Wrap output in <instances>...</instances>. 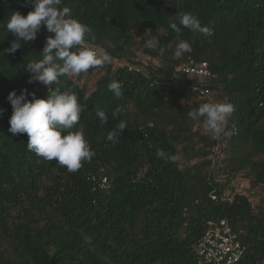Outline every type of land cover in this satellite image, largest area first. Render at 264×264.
<instances>
[{"label": "trees", "instance_id": "obj_1", "mask_svg": "<svg viewBox=\"0 0 264 264\" xmlns=\"http://www.w3.org/2000/svg\"><path fill=\"white\" fill-rule=\"evenodd\" d=\"M62 6L91 27L94 39L86 46L120 64L89 69H103L90 92L73 76L49 87L28 83L27 63L42 59L46 37L54 34L42 26L36 40L6 53L15 40L8 19L34 8L29 0H0V264H198L196 243L210 219L242 230L240 264H264V204L254 207L256 193L232 183L241 174L251 188H264V0H63ZM182 13L196 15L214 35L174 32L169 21L178 23ZM149 39L158 42L155 49L146 46ZM183 40L193 50L173 59ZM137 50L160 63L144 64ZM190 59L207 61L214 78L178 74ZM113 80L122 84L119 98L108 90ZM24 88L36 98L56 89L78 95L86 108L71 131L83 128L95 151L91 162L69 172L29 151L26 133L8 131L7 96ZM203 88L209 93L201 94ZM214 90L235 106L232 134L218 139L203 119L188 117L215 102ZM117 107L124 111L113 119ZM101 110L109 117L103 126ZM120 120L127 128L113 144L106 136ZM222 141L219 159L214 150ZM157 148L180 158L160 159Z\"/></svg>", "mask_w": 264, "mask_h": 264}, {"label": "clouds", "instance_id": "obj_2", "mask_svg": "<svg viewBox=\"0 0 264 264\" xmlns=\"http://www.w3.org/2000/svg\"><path fill=\"white\" fill-rule=\"evenodd\" d=\"M34 10L27 15L13 11L5 27L8 33L15 36L11 46L5 49L8 54H15L21 48L22 42L36 40L42 26L49 35L46 37L45 46L41 52L42 59L31 60L27 63L25 71L28 72V83L39 82L49 87L58 84L63 76L80 75L89 69L103 67L112 62L111 55L105 51L102 54L86 46L89 38L94 39L92 29L70 15V9L63 5V0H29ZM169 27L177 34L182 29H187L194 35L202 34L211 37L212 29L202 25L200 19L192 13H182L178 23L169 21ZM155 39H149L146 46L151 49L157 47ZM169 48L172 45H168ZM192 43L188 40L179 42L174 51L173 59H179L184 53H191ZM164 54V49H160ZM108 90L115 97L123 95L122 84L113 80L108 84ZM29 95L32 99L29 100ZM7 100L12 107L8 131L13 134H27L29 151L47 161L56 160L69 172H76L83 167L84 162H91L95 156L90 142L81 127L71 131L80 121L81 113L86 105L79 103V97L71 90L61 91L56 89L46 98H36L35 93H29L27 88L21 89L18 95L16 90L9 92ZM123 109L117 107L112 112L113 119H119ZM4 110L0 109V115ZM235 112V106L225 97L223 102H205L198 109L188 112V117L193 121L203 119L204 127L217 137H226L232 134L228 129V122ZM96 116L101 126L107 124L108 115L105 111H98ZM127 128L126 120H120L106 139L113 144L118 142V137ZM234 130V126H233ZM156 156L163 160L175 162L180 157L172 155L161 148H157Z\"/></svg>", "mask_w": 264, "mask_h": 264}, {"label": "built area", "instance_id": "obj_3", "mask_svg": "<svg viewBox=\"0 0 264 264\" xmlns=\"http://www.w3.org/2000/svg\"><path fill=\"white\" fill-rule=\"evenodd\" d=\"M176 71L181 75H195L201 79H213L215 76L207 61L196 62L194 59L182 63ZM209 91L203 88L201 94H208ZM107 183V177L103 176L100 186L105 188ZM241 233V229H234L226 220H208L206 230L196 243L197 263L240 264L246 252Z\"/></svg>", "mask_w": 264, "mask_h": 264}, {"label": "rangeland", "instance_id": "obj_4", "mask_svg": "<svg viewBox=\"0 0 264 264\" xmlns=\"http://www.w3.org/2000/svg\"><path fill=\"white\" fill-rule=\"evenodd\" d=\"M93 49H96L98 54H102L104 52V50L101 49L100 47L93 48ZM137 55L138 57H136V59H138L139 61H143L144 64L151 63L153 65H158L160 63L159 58L146 55L142 53L140 50H137ZM112 62L115 66L120 64V62L117 61L116 59H112ZM102 73H103V69H98L97 71L93 73L87 72V73H82L80 75H72V76L76 78L79 81V83L86 88L87 92H90L91 90L94 89L95 83ZM209 97H212L215 100V102H223V99L221 98V92L219 90H214L213 93L210 94ZM206 132L210 133V135H212L216 139L220 138V137L215 136L214 133H212L211 131L207 129H206ZM224 144H225V141H222L220 144H218V146L215 147L214 151L218 153L219 159H222L224 157L222 153V147ZM198 160L199 159H195L193 161H198ZM232 180H233L232 182L233 185L238 191H241L247 194H250L251 191H254L256 193V196L251 197L254 207L258 208L260 205L262 206L264 204V188L262 186L251 188L249 179L244 177L241 174H237L235 177L232 178ZM107 187H108V183H107Z\"/></svg>", "mask_w": 264, "mask_h": 264}]
</instances>
